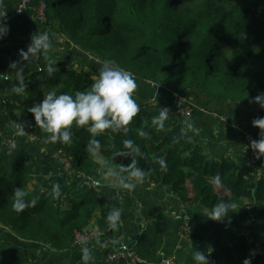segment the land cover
Instances as JSON below:
<instances>
[{
    "label": "trees",
    "instance_id": "1",
    "mask_svg": "<svg viewBox=\"0 0 264 264\" xmlns=\"http://www.w3.org/2000/svg\"><path fill=\"white\" fill-rule=\"evenodd\" d=\"M9 12L20 0H0ZM50 48L39 50L37 68L20 79H0V122L41 143L50 142L67 154L71 169L89 180L102 162L114 164L122 182L135 177L139 186L170 188L183 206L198 205L207 213L220 201H230L233 211L221 221L206 215H189L188 239L212 247L224 264H264V175L258 166H238L230 157L209 159L195 137L171 110L150 102H137L139 112L127 124L113 123L98 134L91 126L72 131L71 141L51 142V135L34 119L30 108L49 91L57 94L90 90L99 75L88 66L57 63L55 43L67 41L104 64L113 61L133 77L165 89L197 92L209 100L264 110L255 100L264 94V0H43ZM38 4V1H37ZM61 40V41H60ZM53 71L49 74V63ZM23 86L22 92L13 91ZM167 116L154 121L160 112ZM111 119V116L108 117ZM162 124V126H161ZM2 139L8 135L2 134ZM98 141V146L91 140ZM130 141V144H126ZM164 161V166L160 164ZM139 170L142 176H133ZM230 195L220 197L214 178ZM21 188L34 206L16 211L14 190ZM75 189L68 188L69 191ZM101 217L108 247L105 259L121 250L122 228L116 214L89 198L68 202L54 191L36 194L24 175H0V264L13 262L8 242L34 247L26 263L43 264V254L71 249L74 235L93 228ZM234 241L227 238L237 232ZM2 235H7L6 237ZM256 245H258L256 247ZM256 247V248H255ZM250 248L262 254L248 256Z\"/></svg>",
    "mask_w": 264,
    "mask_h": 264
},
{
    "label": "crops",
    "instance_id": "2",
    "mask_svg": "<svg viewBox=\"0 0 264 264\" xmlns=\"http://www.w3.org/2000/svg\"><path fill=\"white\" fill-rule=\"evenodd\" d=\"M37 6V1L32 0L17 18L7 23L8 34L0 39V79H20L36 70V53L25 58L20 54V50L27 51L33 37L49 33L45 21L39 20ZM9 11V7L0 2V15L8 14ZM55 47H57L54 52L57 63H62V59L65 60L66 48L73 49L78 54L80 52L67 41L61 43L57 41ZM79 57H87L90 61H94L91 67L102 68L104 65L86 54H79ZM13 63L15 67L12 66ZM134 79L138 87L133 97L137 98L139 103L151 102L173 112L178 99L185 101L191 109L190 114L184 118L178 117V121L180 125H185L189 129L195 137V142L201 146L203 153L209 159L227 156L234 159L238 166L245 165L244 152L250 143L247 140L259 139L262 131L254 126L252 121L264 117V110H254L219 100L213 101L197 92L160 88L135 77ZM189 122L200 130L198 134L189 127ZM19 126L23 128V133L17 126L13 131L5 128L0 122V133H6L13 139L10 146L0 138V175L5 178L24 175L29 187L36 194L46 190L53 191V186L59 185L58 195L68 202L78 198H89L110 209L116 216L118 214L122 228L121 244L127 246L128 250L145 264H161L167 259H172L175 264H195L192 252L197 248L205 251L208 249L205 243L188 239L181 230L184 214L201 216L207 214L198 205L183 206L170 188L162 185L141 187L135 177L122 182L114 174L113 163L102 162L98 175H94L89 180H84L79 174L78 180L81 182L71 192L68 188L73 186L65 179V173L68 172L58 160V151L50 142L44 144L35 142L25 133L24 125ZM258 169L260 176L264 175V158L259 163ZM212 183L220 197L229 195L220 185ZM125 184H133L135 187L129 189L124 187ZM93 228L103 231L101 217L95 220ZM0 234L4 233L0 231ZM239 234L238 231L227 238L226 242L234 241ZM107 247L106 238L93 242L88 247L86 256L88 264H107L99 257ZM5 248L13 262L23 264L33 257L34 247L22 242H8ZM51 255L52 253L49 252L43 254L48 257L43 259V264L49 262ZM210 259L211 264L222 263L221 255L212 253ZM110 264L127 263L120 260Z\"/></svg>",
    "mask_w": 264,
    "mask_h": 264
},
{
    "label": "clouds",
    "instance_id": "3",
    "mask_svg": "<svg viewBox=\"0 0 264 264\" xmlns=\"http://www.w3.org/2000/svg\"><path fill=\"white\" fill-rule=\"evenodd\" d=\"M5 14L0 15V18ZM9 28L6 23L0 20V39L8 34ZM50 48L49 36L47 33L40 34L32 38L27 51L20 50V54L28 58L30 54H35L39 50ZM49 63V74L53 71ZM15 67V63L12 65ZM138 85L134 77L128 71L122 70L115 65L113 61H106L99 72V77L94 81L90 90L76 92L69 95L67 93L57 94L55 91H49L43 100L29 109L33 114L35 122L46 132L51 135L48 139L51 142L71 141L72 132L70 131L73 124L77 127H82L91 124L88 128L92 134H98L104 130L111 128L113 123L127 124L139 112V105L133 98V93ZM23 86L14 87L13 91L22 92ZM255 100L264 106V94L255 97ZM111 116V119L108 117ZM167 116L166 111L154 117V121H161ZM253 125L261 129L260 138L251 141L250 147L255 151L257 157L264 156V117L254 119ZM162 126V124H161ZM20 132L23 133V128L17 125ZM189 127L198 134L199 129L189 122ZM91 144L98 146V141L91 140ZM130 144V141H126ZM160 164L164 166V161L160 160ZM133 176H142L139 170L132 173ZM217 186L222 184L221 177L217 175L214 178ZM126 188H134L133 184H125ZM55 194H59V185L53 186ZM26 193L21 188L14 190L13 207L16 211H23L26 207L34 206L36 200H25ZM234 204L230 201H220L213 205V208L206 215L213 221H221L227 217ZM110 219H118L110 217ZM87 251V250H85ZM214 249L209 247L206 251L196 249L192 252V259L195 264H211V255ZM244 264H251V258H247Z\"/></svg>",
    "mask_w": 264,
    "mask_h": 264
},
{
    "label": "built area",
    "instance_id": "4",
    "mask_svg": "<svg viewBox=\"0 0 264 264\" xmlns=\"http://www.w3.org/2000/svg\"><path fill=\"white\" fill-rule=\"evenodd\" d=\"M31 1L32 0H20L15 11L9 12L8 14H5V16L0 18V20H2L4 23L7 24L10 20L17 18ZM36 1H38L37 14H38L39 20L44 22L45 17H44L43 0H36ZM190 111H191V109L185 103V101L183 99H178L176 104H175L173 114H175L177 117L184 118L190 114ZM1 137H2V133H0V138ZM31 139L37 143H41L35 137H31ZM253 140H258V139H252V140L248 139L247 141H250V143L245 148V152H244V155L246 156L245 166H247V167L258 166L259 163L264 158V156H260L258 158L255 151L250 147L251 141H253ZM3 141H4V143L9 144L10 146L13 143V139L10 137L3 139ZM57 155H58V160H59L61 166L63 168L67 169L65 171H73L71 169L70 157L61 151H58ZM181 230L183 231V234H185V235L189 231V225L186 222V218L184 219V223H183ZM101 239H105V235L102 232V230L94 229V228H87V229L83 230L82 232H77L74 235L73 245L88 248L93 242L99 241ZM120 260L125 261L127 264H145L142 260H138L136 258V256L128 250L127 246H125L123 244H122L121 250H117V251L112 252L110 255H108L104 259V261L107 264H110L111 262H114V261H120ZM161 264H175V262L172 259H167V260L163 261Z\"/></svg>",
    "mask_w": 264,
    "mask_h": 264
},
{
    "label": "rangeland",
    "instance_id": "5",
    "mask_svg": "<svg viewBox=\"0 0 264 264\" xmlns=\"http://www.w3.org/2000/svg\"><path fill=\"white\" fill-rule=\"evenodd\" d=\"M62 52H63V50H62ZM64 59L65 60L62 59V62L69 61L71 63H78V64L85 65V66H88L89 62H92L87 57L86 58L79 57V54L76 51H74L73 49L68 50V48L65 49V58ZM92 68H93V72L95 74L99 75V72H100L101 68H99L97 66H94ZM135 99L138 102L137 98H135ZM87 126L88 125L82 126V127H77L75 124H73L71 129H70V131L72 132V131H74L76 129L87 127ZM64 170H67V169L64 168ZM66 172H68V173H65V179L67 180L68 184H70L73 187L77 188L79 183L81 182V181L78 180L79 173L78 174L72 173L73 171H66ZM70 188H72V187H70ZM73 190H71V192ZM78 199H81V198H78ZM188 216L189 215H185V214L182 216L183 223H184V219L185 218H186V222L188 223ZM85 250H87V251H85ZM87 254H88V248L87 247H79V246H74L73 245L71 247V249H69L67 251H63V252H58V253L52 254L50 256V258H49V262L46 263V264H88V262L86 260ZM42 259L45 260V259H48V257L47 256H43ZM31 264H35V261L31 260ZM221 264H224V263L222 262Z\"/></svg>",
    "mask_w": 264,
    "mask_h": 264
},
{
    "label": "water",
    "instance_id": "6",
    "mask_svg": "<svg viewBox=\"0 0 264 264\" xmlns=\"http://www.w3.org/2000/svg\"><path fill=\"white\" fill-rule=\"evenodd\" d=\"M138 230H140V229L138 228ZM255 254H262V253L260 251L256 250L255 248H250L248 251V256L251 257Z\"/></svg>",
    "mask_w": 264,
    "mask_h": 264
}]
</instances>
